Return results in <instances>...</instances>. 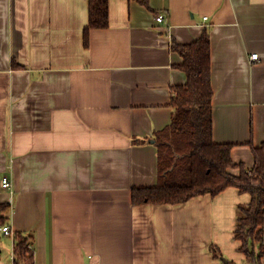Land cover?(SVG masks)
Returning a JSON list of instances; mask_svg holds the SVG:
<instances>
[{"label": "crops", "instance_id": "1", "mask_svg": "<svg viewBox=\"0 0 264 264\" xmlns=\"http://www.w3.org/2000/svg\"><path fill=\"white\" fill-rule=\"evenodd\" d=\"M87 24L88 0H0V182L11 184L0 204L13 236L30 235L34 264H243L234 230L249 194L133 206L130 192L156 185L152 138L171 121V88L186 82L171 42L205 28L213 140L254 165L264 0H109L108 27L84 47ZM12 241L0 232V264H12Z\"/></svg>", "mask_w": 264, "mask_h": 264}, {"label": "trees", "instance_id": "2", "mask_svg": "<svg viewBox=\"0 0 264 264\" xmlns=\"http://www.w3.org/2000/svg\"><path fill=\"white\" fill-rule=\"evenodd\" d=\"M128 1L148 7L149 0ZM108 13L109 0H88L84 47L89 44L91 30L108 27ZM170 49L182 58L178 69L185 73L186 82L171 88V121L152 138L157 149V183L133 188L131 204L177 205L197 196L209 194L214 197L229 187L237 188L250 196L248 204L237 208L234 238L239 242L238 251L244 255L243 264H262L264 142L252 147L254 165L250 169L232 161V144L214 142L210 39L206 28L191 43L180 45L172 41ZM9 207L0 204V232L7 224ZM29 240L30 235L14 233L12 264H34Z\"/></svg>", "mask_w": 264, "mask_h": 264}, {"label": "built area", "instance_id": "3", "mask_svg": "<svg viewBox=\"0 0 264 264\" xmlns=\"http://www.w3.org/2000/svg\"><path fill=\"white\" fill-rule=\"evenodd\" d=\"M164 15L163 14H157L155 16V21L156 22H162L164 20ZM206 19V18H204ZM251 61H256L258 60V54H252L250 55V58H249ZM1 187L5 190H10V193H11V184L8 180L7 177H4L1 182ZM1 232L4 234V235H8V236H11L13 237V231L11 230V228L9 227V225H4L2 228H1Z\"/></svg>", "mask_w": 264, "mask_h": 264}]
</instances>
